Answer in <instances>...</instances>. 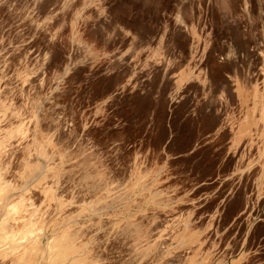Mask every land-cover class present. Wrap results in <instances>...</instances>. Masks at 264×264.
I'll return each instance as SVG.
<instances>
[{"label":"rangeland","instance_id":"374dc122","mask_svg":"<svg viewBox=\"0 0 264 264\" xmlns=\"http://www.w3.org/2000/svg\"><path fill=\"white\" fill-rule=\"evenodd\" d=\"M109 1L0 0V264H264V48Z\"/></svg>","mask_w":264,"mask_h":264},{"label":"water","instance_id":"95a60500","mask_svg":"<svg viewBox=\"0 0 264 264\" xmlns=\"http://www.w3.org/2000/svg\"><path fill=\"white\" fill-rule=\"evenodd\" d=\"M141 1L110 0L107 3V17L109 22L112 23L111 25L117 29L116 31L120 30L117 24H121L130 32L136 34L142 44L146 42L140 30L137 31L140 27L126 26L120 20L117 14L118 3L122 2L135 14L148 19L150 22H155L156 28L159 24L162 27H167L168 30L173 27L175 29V39L178 36L188 39L187 27L201 25L203 21L206 22L209 28H212L216 40L214 47L217 48V51L221 48L223 52H230L232 61H238L240 56L246 54L252 57L253 52L251 51H255L254 54H256L257 50H263L264 48L262 47L264 46V0ZM241 8H243V12L240 11ZM248 36L252 37V41L247 40ZM155 38L151 36L147 43L154 44ZM245 61L247 62V59Z\"/></svg>","mask_w":264,"mask_h":264},{"label":"bare ground","instance_id":"6f19581e","mask_svg":"<svg viewBox=\"0 0 264 264\" xmlns=\"http://www.w3.org/2000/svg\"><path fill=\"white\" fill-rule=\"evenodd\" d=\"M38 1H39V0H38ZM40 1H41V0H40ZM43 1H44V0H43ZM134 1H141V0H134ZM10 2H12V1H10ZM15 2H16V1H15ZM17 2H18V1H17ZM141 2H142V1H141ZM43 3H44V2H43ZM45 4H47V3H45ZM45 4H44V5H45ZM79 32H80V31H79ZM71 34H72V33H71ZM71 34H70L69 36H71ZM74 34H75V33H74ZM75 35H76V34H75ZM81 35H82V34H81ZM83 36H84V35H83ZM74 37H75V36H74ZM70 38H71V37H70ZM81 38H82V36H81ZM81 38H80V39H81ZM73 39H74V38H73ZM73 39H72V40H73ZM75 39H76V38H75ZM80 39H79V40H80ZM82 39H83V38H82ZM77 41H78V40H77ZM83 41H84V39H83ZM85 41H87V40H85ZM71 43H72V42H71ZM77 43H78V42H77ZM77 43H76V44H77ZM80 43H81V42H80ZM90 43H91V42H90ZM93 47H94V46H93ZM86 48H87V47H86ZM84 49H85V48H84ZM93 49H94V48H93ZM95 50H97V49H95ZM83 51H84V50H83ZM87 51H88V49H87ZM88 52H89V51H88ZM92 52H93V51H92ZM87 54H88V53H87ZM89 54H90V53H89ZM94 54H95V53H94ZM96 54H97V53H96ZM155 80H156V79H155ZM157 82H158V80H157ZM158 83H159V82H158ZM214 83H215V86H216L217 88L221 89V87L218 86V84L216 83V81H215ZM160 85H161V84H160ZM162 85H163V84H162ZM158 86H159V85H158ZM160 87H161V86H160ZM216 87H215V88H216ZM166 88H167V87H166ZM201 93H202V92H200L199 95H201ZM201 97H202V96H201ZM234 97H235V96H231V98H234ZM46 107H47V106H46ZM4 113H5V112H4ZM4 113H3V114H4ZM5 114H6V113H5ZM5 114H4V115H5ZM263 118H264V117H263ZM262 121H263L262 123H263V126H264V120H262ZM44 124H45V123H44ZM262 129H263V134H264V127H263ZM263 141H264V139H263ZM263 144H264V142H263ZM55 147H57V146H55ZM55 147H54V148H55ZM54 148H52V149H54ZM58 148H59V147H58ZM250 149H251V150L253 149V151H255L256 148L254 147V145H251ZM250 149H249V150H250ZM50 150H51V149H50ZM53 152H54V151H53ZM55 154H56V153H55ZM33 155H34V154H33ZM255 155H256V154H255ZM252 156H253V155H252ZM27 157H28V156H27ZM30 157H32V156H30ZM30 157H28V158H30ZM253 158H254V157H253ZM18 159H19V158H18ZM30 159H32V158H30ZM30 159H28V160H30ZM35 159H36V158H35ZM257 159H258V158H257ZM21 160H22V159H21ZM254 161H255V160H254ZM17 162H18V161H17ZM17 162H16V163H17ZM28 162H29V161H28ZM32 162H33V161H32ZM32 162H31V163H32ZM35 162H36V161H35ZM248 162H249V160H248ZM23 163H24V162H22V164H23ZM24 164H25V163H24ZM24 164H23V165H24ZM32 164H33V163H32ZM36 164H37V162H36ZM245 164H246V163H245ZM30 165H31V164H30ZM34 165H35V163H34ZM241 165H242V164H241ZM26 166H27V164H26ZM26 166H24V167H26ZM39 166H40V163L38 162V167H39ZM15 167H16V166H15ZM19 167H20V166H19ZM29 167H30V166H29ZM32 167H33V166H32ZM32 167H31V169L34 170V168H32ZM20 168H21V167H20ZM36 168H37V166H36ZM261 168H262V167H261ZM23 169H25V168H23ZM29 169H30V168H29ZM19 170H20V171H19V174H17V175H20V174L22 173V172H21V169H19ZM3 171H4V170H3ZM22 171H23V170H22ZM25 171H26V170H24V172H25ZM12 172H13V170H12ZM17 172H18V171H17ZM40 172H41V171H40ZM42 172H43V171H42ZM31 173H32V172H31ZM31 173H30V175H31ZM34 173H35V172H34ZM36 173H37V172H36ZM38 173H39V171H38ZM15 174H16V173H15ZM25 174H26V173H25ZM28 174H29V173H28ZM7 175H8V174H7ZM23 175H24V173H23ZM26 175H27V174H26ZM30 175H28V176L30 177ZM31 176H32V175H31ZM0 177H2V176H0ZM25 177H26V176H25ZM25 177H24V178H25ZM29 177H27L25 181H28V178H29ZM42 177H44V179H46L45 176H42ZM13 178H15V177H13ZM24 178H23V179H24ZM36 178H37V177H36ZM5 179H6V178H5ZM31 179H33V178H31ZM0 180H1V179H0ZM18 180H19V179H17V181H18ZM21 180H22V176H21ZM34 180H35V179H34ZM1 181H4V180H1ZM6 181H8V179H7ZM37 181H38V180H37ZM261 181H262V180H261ZM261 181H260V182H261ZM23 182H24V181H23ZM23 182H22V183H23ZM38 182H39V181H38ZM41 182H42V181H40V183H41ZM2 183H3V182H2ZM6 183H7V182H6ZM17 183H18V182H17ZM17 183H16V184H17ZM19 183H20V182H19ZM24 183H25V182H24ZM27 183H28V182H27ZM27 183H25V184H27ZM40 183H39V184H40ZM10 184H11V183H10ZM28 184H29V183H28ZM37 184H38V183H37ZM3 185H4V184H3ZM34 185H35V182H34ZM24 186H25V185H24ZM24 186H23V187H24ZM39 186H40V185H39ZM19 187H21V186H19ZM23 187H21V190L24 189ZM25 187H26V186H25ZM37 187H38V185H37ZM34 188H35V186H34ZM11 189H12V187H11ZM5 190H6V189H5ZM14 190H16V189H14ZM19 190H20V189H19ZM25 190L28 191L27 188H26ZM37 190H40V189H37ZM37 190H36V191H37ZM27 191H25L24 194H26ZM33 191H34V190H33ZM12 192H13V190H12ZM14 192H15V191H14ZM22 192H23V191H22ZM18 193H19V192H18ZM18 193H17V194H18ZM31 193H32V192H31ZM10 194H11V193H10ZM10 194L8 193V195H10ZM14 194H15V193H14ZM6 196H7V195H6ZM6 196H5V197H6ZM18 196H19V195H18ZM22 196H23V195H22ZM22 196H20V197H22ZM9 197H10V196H9ZM12 197H14V196H12ZM16 198H17V197H16ZM5 199H6V198H5ZM7 199L9 200V198H7ZM7 199H6V200H7ZM10 199H12V198H10ZM18 199H19V198H18ZM29 199H30V198H29ZM6 200H5V201H6ZM0 201H1V200H0ZM3 201H4V200H3ZM12 201H14V200H12ZM3 203H4V202H2V204H3ZM8 203H10V202H8ZM8 203L6 202V203H4L3 205L8 204ZM11 203H12V202H11ZM11 203H10V204H11ZM8 205H9V204H8ZM0 206H1V204H0ZM10 206H11V205H10ZM8 207H9V206H8ZM0 209H1V208H0ZM2 209H4V207H3ZM6 209H7V208H6ZM36 210H37V209H36ZM3 211L6 213V210H3ZM8 211H9V210H8ZM11 211H12V210H11ZM32 211H33V210H32ZM8 213H10V212H8ZM15 213H16V211H15ZM15 213H14V214H15ZM36 213H37V212H36ZM0 214H2V212H0ZM14 214H13V215H14ZM18 214H19V213H18ZM31 214H32V213H31ZM3 215H4V214H3ZM38 215H39V214H38ZM38 215H37V216H38ZM4 216H5V215H4ZM6 216H8V215H6ZM6 216H5V217H6ZM9 216H11V215H9ZM9 216H8V217H9ZM14 216H16V215H14ZM2 217H3V216L0 217V220H2ZM12 217H13V216H12ZM18 217H19V216H18ZM33 217H34V216H33ZM3 219H4V218H3ZM7 219H8V218H7ZM4 220H5V219H4ZM4 220H3V221H4ZM5 221H6V220H5ZM5 221H4V222H5ZM11 221H12V220H11ZM11 221H10V222H11ZM20 221H21V220H20ZM7 222H9V219H8ZM12 222H13V221H12ZM2 223H3V222H2ZM2 223H1V224H2ZM5 223H6V222H5ZM1 224H0V226H1ZM6 224H7V223H6ZM23 224H24V222H23ZM4 225H5V224H4ZM7 225H8V224H7ZM9 225H10V224H9ZM9 225H8V226H9ZM14 225H15V224H14ZM14 225H13V227H14ZM27 225H28V222H27ZM29 225H31V224H29ZM4 228H6V227H4ZM7 228L9 229V227H7ZM10 228H12V227H10ZM22 228H23V226H22ZM28 228H29V227H28ZM1 229H3V228H1ZM1 229H0V230H1ZM24 229H25V228H24ZM24 229H23V230H24ZM9 230H11V229H9ZM27 230H28V229H27ZM5 231H6V229H5ZM7 231H8V230H7ZM17 231H18V230H17ZM3 232H4V229H3ZM3 232H2V230H1V233H2V234H3ZM19 232H20V231H19ZM21 232H22V231H21ZM1 233H0V234H1ZM6 233H7V232H6ZM6 233H5V234H6ZM9 233H10V232H9ZM2 234H1V235H2ZM1 235H0V238H2ZM3 235H4V234H3ZM7 235H9V234H7ZM23 236H24V235H23ZM3 237H4V236H3ZM17 237H18V235H17ZM5 238H6V235H5ZM3 239H4V238H3ZM25 239H26V238H25ZM6 240H7V239H6ZM13 240H14V239H13ZM13 240H12V241H13ZM23 240H24V239H23ZM3 241L5 242V239H4ZM9 241H10V240H9ZM9 241H8V242H9ZM0 242H2V241L0 240ZM13 242H14V241H13ZM25 242H26V240H25ZM19 243L21 244V241H20ZM37 243H38V242H37ZM2 244H3V243H2ZM2 244H0V245H2ZM11 244H12V243L10 242L9 245H11ZM24 244H26V243H24ZM15 245H16V244H15ZM18 245H19V244H18ZM37 245H38V244H37ZM19 246H20V245H19ZM19 246H18V247H19ZM50 246H51V245H50ZM8 247H9V246H8ZM11 247H12V246H11ZM13 247H14V245H13ZM35 247H36V246H35ZM35 247H34V248H35ZM5 248H7V246L4 247V249H5ZM2 249H3V248H2ZM13 249H14V248H13ZM35 249H36V248H35ZM37 249L39 250V248H37ZM53 249H54V248H53ZM53 249H52V250H53ZM0 250H1V248H0ZM31 250H32V249H31ZM1 251H3V250H1ZM7 251H8V250H7ZM10 251H11V250H10ZM25 251H26V250H25ZM27 251H28V250H27ZM32 251H34V250H32ZM49 251L51 252V249H50ZM49 251H48V252H49ZM23 252H24V251H23ZM23 252H22V254H23ZM36 252H37V251L35 250V253H36ZM48 252H47V253H48ZM54 252H55V250H54ZM24 253H26V252H24ZM29 253H31V252H29ZM38 253H40V251H39ZM41 253H42V252H41ZM51 253H52V252H51ZM14 254H15V253H14ZM33 254H34V253H33ZM7 255H8V254H7ZM9 255H10V254H9ZM12 255H13V254H12ZM34 255H35V257H36V254H34ZM34 255H32V256H34ZM48 255H49V254H48ZM56 255H57V253H56ZM60 255H61V254H60ZM20 256H21V255H20ZM41 256H43V254H42ZM41 256H40V257H41ZM52 256H53V253H52ZM58 256H59V254H58ZM58 256H56V257L58 258ZM9 257H10V256H9ZM25 257H26V256H25ZM46 257H47V256H46ZM61 257H62V255H61ZM65 257H66V256H65ZM5 258H6V257H5ZM38 258H39V257H37V259H38ZM42 258H44V257H42ZM47 258H48V257H47ZM52 258H53V257H52ZM52 258H51V259H52ZM54 258H55V257H54ZM66 258H67V257H66ZM7 259H8V258H7ZM32 259H33V258H32ZM51 259H50V260H51ZM55 259H56V258H55ZM2 260H3V258H2ZM2 260H1V261H2ZM34 260H35V259H34ZM38 260H39V262H40L41 258L38 259ZM48 260H49V259H48ZM62 260H63V259H62ZM1 261H0V263H1ZM24 261H25V259H24ZM31 261H32V260H31ZM35 261H36V264H37V260H35ZM51 261H52V260H51ZM55 261H56V260H55ZM58 261H59V259H58ZM66 261H67V260H65L64 263H66ZM2 262H3V261H2ZM10 262H12V261H10ZM13 262H14V261H13ZM18 262H19V260H18ZM45 262H46V261H45ZM61 262H62V261H61ZM68 262H69V261H68ZM23 263H24V262H23ZM42 263H43V262H42ZM52 263H53V262H52ZM54 263H55V262H54ZM54 263H53V264H54ZM7 264H8V263H7ZM19 264H20V262H19ZM34 264H35V263H34ZM45 264H46V263H45ZM48 264H49V263H48ZM59 264H60V262H59Z\"/></svg>","mask_w":264,"mask_h":264}]
</instances>
